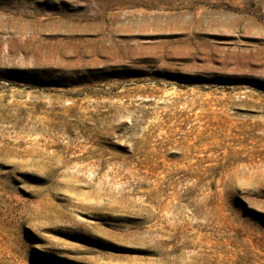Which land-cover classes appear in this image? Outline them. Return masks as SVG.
I'll return each instance as SVG.
<instances>
[{"label": "rangeland", "instance_id": "1", "mask_svg": "<svg viewBox=\"0 0 264 264\" xmlns=\"http://www.w3.org/2000/svg\"><path fill=\"white\" fill-rule=\"evenodd\" d=\"M0 264H264V0H0Z\"/></svg>", "mask_w": 264, "mask_h": 264}]
</instances>
